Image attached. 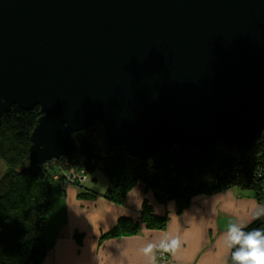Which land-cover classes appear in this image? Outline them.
Returning a JSON list of instances; mask_svg holds the SVG:
<instances>
[{"label": "water", "instance_id": "1", "mask_svg": "<svg viewBox=\"0 0 264 264\" xmlns=\"http://www.w3.org/2000/svg\"><path fill=\"white\" fill-rule=\"evenodd\" d=\"M39 107L28 166L100 124L132 161L264 137V0H0V123ZM1 174V172H0Z\"/></svg>", "mask_w": 264, "mask_h": 264}, {"label": "trees", "instance_id": "2", "mask_svg": "<svg viewBox=\"0 0 264 264\" xmlns=\"http://www.w3.org/2000/svg\"><path fill=\"white\" fill-rule=\"evenodd\" d=\"M39 116V107L24 111L12 106L1 117L0 161L6 170L0 175V264H41L46 255L42 235L52 192L54 188L61 189L54 175L66 176L72 169L89 173L85 178L102 173L108 182L103 196L117 204H122L127 192L141 182L157 201H173L177 213L186 209L196 196L233 188L239 192L249 190L264 206V137L243 151L219 145L207 154L177 147L143 161H132L121 147L106 151L102 126L96 124L94 129L72 135L77 144L73 165L61 158L42 167H31L27 163L30 134ZM57 163L59 167L53 168ZM82 182L73 184L81 187ZM89 195L95 193L82 188L78 197ZM167 223V215L154 213L144 200L136 219L120 217L112 229L101 234L100 241L132 237L141 229L163 230ZM239 228L245 234L257 229L264 234V212ZM76 238L80 243L81 236ZM239 248L240 245L232 246L227 264H236L232 256Z\"/></svg>", "mask_w": 264, "mask_h": 264}, {"label": "crops", "instance_id": "3", "mask_svg": "<svg viewBox=\"0 0 264 264\" xmlns=\"http://www.w3.org/2000/svg\"><path fill=\"white\" fill-rule=\"evenodd\" d=\"M95 174L87 176L81 187L53 189L42 235L46 255L41 264H157L155 252L163 245L169 246L166 264H227L232 247L227 245V227H220L219 218L231 217L230 224L243 227L264 212L253 196L233 188L196 196L177 213L173 201H157L141 182L117 204L103 196L108 182L104 178L103 185H97ZM90 178L95 182L88 184ZM82 188L95 195L79 198ZM144 200L154 213L167 215L165 229H141L132 237L100 241L101 234L112 229L120 217L136 219ZM76 235L81 236L80 243Z\"/></svg>", "mask_w": 264, "mask_h": 264}, {"label": "clouds", "instance_id": "4", "mask_svg": "<svg viewBox=\"0 0 264 264\" xmlns=\"http://www.w3.org/2000/svg\"><path fill=\"white\" fill-rule=\"evenodd\" d=\"M226 242L228 247L240 245L232 256L236 264H264V234L259 229L245 234L236 224H228ZM175 244L173 241L172 245ZM163 247L168 250L169 246Z\"/></svg>", "mask_w": 264, "mask_h": 264}, {"label": "rangeland", "instance_id": "5", "mask_svg": "<svg viewBox=\"0 0 264 264\" xmlns=\"http://www.w3.org/2000/svg\"><path fill=\"white\" fill-rule=\"evenodd\" d=\"M53 161H58V160H53ZM66 161V160H65ZM59 163H57V164H54V165H56V166H53V168L54 167H59V165H58ZM58 169V168H57ZM6 170V166L2 163V161H0V172L2 173V172H4ZM74 170H76V169H74ZM56 172V171H55ZM78 172V171H77ZM85 173H87V172H85ZM53 174H55V173H53ZM89 173H87V175H88ZM1 175V174H0ZM54 177H57L58 179H59V185H60V187H61V189H63V188H66V187H69V186H71V184H73V183H71L72 181H70L71 179H66L65 178V176L63 175H59V174H55L54 175ZM95 177L97 178L96 179V182H97V185L100 183V185L102 186L103 185V182H104V176L102 175V173H99V172H96V174H95ZM84 178V177H83ZM83 180H87V176H86V178H84ZM78 181V180H77ZM79 182V181H78ZM89 183L88 184H91V183H94L95 181L94 180H92L91 178L89 179V181H88ZM75 183V182H74ZM72 186H76L75 184H73ZM244 193H247V195H251V196H253L252 194H251V192L248 190V191H245ZM257 202V201H256ZM257 204L258 205H260V206H262L261 204H259L258 202H257ZM263 208H264V206H262ZM232 220H233V218H231V217H221V218H219V224H220V227H222V229H224V228H226L227 226H228V224H230L231 222H232ZM160 250V249H165L163 246H160V247H158L157 248V250ZM164 251V250H163ZM157 252V251H156ZM156 252H155V255H156ZM168 254H169V251H168ZM157 262V261H156ZM157 264H158V262H157Z\"/></svg>", "mask_w": 264, "mask_h": 264}, {"label": "built area", "instance_id": "6", "mask_svg": "<svg viewBox=\"0 0 264 264\" xmlns=\"http://www.w3.org/2000/svg\"><path fill=\"white\" fill-rule=\"evenodd\" d=\"M70 170L69 173L65 176L66 179H71L70 181H72L71 183L77 181L78 183H81L82 181H84L83 179L85 178L86 173L81 170ZM84 177V178H83ZM54 180H59L57 177H54ZM164 250V251H163ZM155 259L158 262V264H166L168 262V250L165 249H158L155 255Z\"/></svg>", "mask_w": 264, "mask_h": 264}]
</instances>
